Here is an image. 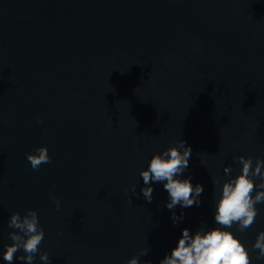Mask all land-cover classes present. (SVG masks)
<instances>
[{"label": "water", "instance_id": "1", "mask_svg": "<svg viewBox=\"0 0 264 264\" xmlns=\"http://www.w3.org/2000/svg\"><path fill=\"white\" fill-rule=\"evenodd\" d=\"M178 140L204 192L174 225L163 185L146 202L139 172ZM39 147L51 163L34 171ZM240 156L264 160V0H0V264L10 216L29 210L51 264H127L142 249L139 264H159L182 229L219 227L213 180L239 175ZM256 207L245 232L227 230L264 264Z\"/></svg>", "mask_w": 264, "mask_h": 264}, {"label": "clouds", "instance_id": "2", "mask_svg": "<svg viewBox=\"0 0 264 264\" xmlns=\"http://www.w3.org/2000/svg\"><path fill=\"white\" fill-rule=\"evenodd\" d=\"M191 155V147L184 140H178L162 153L153 154L147 169L139 172L144 184L140 191L146 202L153 201L152 185H163V190L168 194L165 206L172 212L170 219L174 225L184 219L183 212L179 216L176 215L177 206L187 209L198 207L202 203L200 197L204 192L203 185H193L192 177L184 176L189 169ZM26 159L34 171L39 170L42 164L51 163L47 147L33 149L32 154H26ZM235 159L242 165L239 175L223 182L222 187L220 180H213L220 193L214 199V222L219 227L205 230V224L201 222L195 233L188 228L182 229L176 246L170 253L165 254L159 264H251L249 250L227 229L236 225L237 230L243 233L256 222L259 214L256 205L264 203V160L256 158L253 166L252 157L240 156ZM223 171L225 175L230 176L231 168L225 167ZM255 179L260 182L255 183ZM131 191L136 192V185L132 186ZM52 199L59 210L60 201L55 197ZM8 227L15 231L9 233L11 245H4L6 250L2 258L6 264H13L14 259H17L15 254L20 250L25 254L18 259L25 264H33L37 253L44 264H51L48 253L39 250L45 233L36 211L29 210L23 217L19 212L13 213L9 218ZM252 250H258L257 260L264 259V231L257 235ZM148 253L149 249H142L127 264H139V258L147 256ZM145 264L151 262L146 261Z\"/></svg>", "mask_w": 264, "mask_h": 264}]
</instances>
